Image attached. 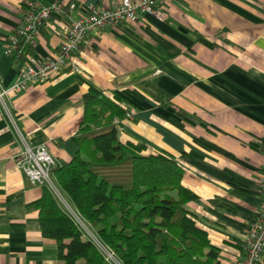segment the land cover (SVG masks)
<instances>
[{
	"label": "crops",
	"instance_id": "obj_1",
	"mask_svg": "<svg viewBox=\"0 0 264 264\" xmlns=\"http://www.w3.org/2000/svg\"><path fill=\"white\" fill-rule=\"evenodd\" d=\"M117 1L76 0L72 11L39 28L32 48L21 44V55L12 57L4 50L20 27L24 0H0V88L18 81L23 52L45 59L64 22L87 5ZM156 9L160 17L142 14L88 34L73 58L77 70L65 64L0 102V264H57L55 244L40 235L30 206L41 185L15 161L24 143L45 146L54 168L69 160L91 91L117 93L133 110L118 119L119 140L181 166L184 207L219 263L242 256L262 202L256 183L264 169V0H163Z\"/></svg>",
	"mask_w": 264,
	"mask_h": 264
},
{
	"label": "trees",
	"instance_id": "obj_2",
	"mask_svg": "<svg viewBox=\"0 0 264 264\" xmlns=\"http://www.w3.org/2000/svg\"><path fill=\"white\" fill-rule=\"evenodd\" d=\"M127 110L114 92L83 97L76 151L53 169L57 186L121 264H220L184 207L188 190L177 161L117 138L113 119ZM30 206L40 235L55 244L57 264H107L45 186Z\"/></svg>",
	"mask_w": 264,
	"mask_h": 264
},
{
	"label": "built area",
	"instance_id": "obj_3",
	"mask_svg": "<svg viewBox=\"0 0 264 264\" xmlns=\"http://www.w3.org/2000/svg\"><path fill=\"white\" fill-rule=\"evenodd\" d=\"M162 1L138 0L130 2L129 0H119L105 8L87 5L82 14L77 15L74 19H68L62 24L60 29L61 41L45 59H34L28 50L22 53L23 60L18 70V81L10 87L0 88V102L3 101L4 97H11L22 91L27 82L43 80L50 74L58 72L65 64H70L73 70H77L73 58L88 34L97 32L99 29L118 21H136L142 14L160 17L156 6ZM75 2L76 0H72V2L64 4L51 1L43 4L39 0H24L21 24L16 32L8 38L4 50L6 55L20 56L21 44L32 48L37 40L39 28L51 16H61L66 11H72L75 8ZM132 114L133 110L128 109L125 117H130ZM113 122L116 126L118 118H114ZM15 164L29 180L45 186L61 207L67 213L70 212L72 216L68 214L74 218L72 219L76 225L84 230L87 225H84L77 217L78 213L74 207L73 210L68 208L60 194L59 187L54 184L56 183L53 176L54 161L45 146L31 147L24 143ZM256 184L257 190L262 196L261 206L244 238L242 256L233 264H259L264 249V169L258 174ZM101 247L105 248L104 246ZM105 250L108 255H112L107 248Z\"/></svg>",
	"mask_w": 264,
	"mask_h": 264
},
{
	"label": "rangeland",
	"instance_id": "obj_4",
	"mask_svg": "<svg viewBox=\"0 0 264 264\" xmlns=\"http://www.w3.org/2000/svg\"><path fill=\"white\" fill-rule=\"evenodd\" d=\"M54 184L56 185V183H54ZM59 191H60V194L62 195L66 205L68 206V208L73 210V206H72L71 202L69 201V199L65 196V194L61 190H59ZM68 213L70 214V212H68ZM77 217L84 223V225H87L84 227V230H82L83 234L85 235V237L92 240L98 246L99 250L102 252V254L104 256L105 262L107 264H121L120 261L117 259V257H115L114 255H108L105 248L101 247L103 245L99 242V240L95 234L94 229L92 227H90L89 224L85 220L81 219L78 215H77Z\"/></svg>",
	"mask_w": 264,
	"mask_h": 264
}]
</instances>
